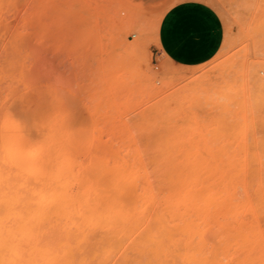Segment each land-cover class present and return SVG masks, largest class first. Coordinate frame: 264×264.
I'll return each instance as SVG.
<instances>
[{
  "label": "rangeland",
  "instance_id": "1",
  "mask_svg": "<svg viewBox=\"0 0 264 264\" xmlns=\"http://www.w3.org/2000/svg\"><path fill=\"white\" fill-rule=\"evenodd\" d=\"M30 48L50 69L28 83ZM0 76V140L59 155L73 193L104 166L206 164L224 207L264 211V0H0Z\"/></svg>",
  "mask_w": 264,
  "mask_h": 264
},
{
  "label": "bare ground",
  "instance_id": "2",
  "mask_svg": "<svg viewBox=\"0 0 264 264\" xmlns=\"http://www.w3.org/2000/svg\"><path fill=\"white\" fill-rule=\"evenodd\" d=\"M29 54L30 78L22 81L31 83L36 71L50 67L46 54L36 57L33 48ZM21 149L18 138L0 140V163L8 166L0 167V264H264V211L224 207V196L207 183L206 164L187 173L168 162L104 166L95 173L108 180L92 178L93 195L86 196L89 188L69 189L79 179L59 155L28 164V152ZM148 167L158 184L144 177ZM28 178L33 184L23 189ZM141 178L145 186L130 184Z\"/></svg>",
  "mask_w": 264,
  "mask_h": 264
}]
</instances>
